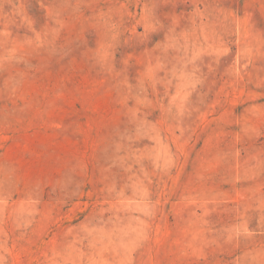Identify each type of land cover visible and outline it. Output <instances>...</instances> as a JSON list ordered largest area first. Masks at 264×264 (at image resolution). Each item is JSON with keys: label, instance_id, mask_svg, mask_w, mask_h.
<instances>
[{"label": "rangeland", "instance_id": "374dc122", "mask_svg": "<svg viewBox=\"0 0 264 264\" xmlns=\"http://www.w3.org/2000/svg\"><path fill=\"white\" fill-rule=\"evenodd\" d=\"M0 264H264V0H0Z\"/></svg>", "mask_w": 264, "mask_h": 264}]
</instances>
